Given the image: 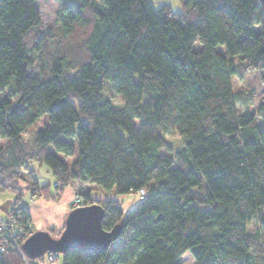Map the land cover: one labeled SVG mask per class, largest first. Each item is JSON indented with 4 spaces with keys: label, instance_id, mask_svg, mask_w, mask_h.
Masks as SVG:
<instances>
[{
    "label": "trees",
    "instance_id": "1",
    "mask_svg": "<svg viewBox=\"0 0 264 264\" xmlns=\"http://www.w3.org/2000/svg\"><path fill=\"white\" fill-rule=\"evenodd\" d=\"M180 2L64 0L43 30L37 0H0V192L15 194L0 264L34 260L21 181L54 200L75 181L145 189L129 211L82 191V204H103L104 229L122 233L102 252L68 249L63 264H179L188 250L195 264H264V98L253 111L255 91L231 83L264 71V6ZM172 128L183 147L166 139ZM33 161L53 183H39Z\"/></svg>",
    "mask_w": 264,
    "mask_h": 264
},
{
    "label": "rangeland",
    "instance_id": "2",
    "mask_svg": "<svg viewBox=\"0 0 264 264\" xmlns=\"http://www.w3.org/2000/svg\"><path fill=\"white\" fill-rule=\"evenodd\" d=\"M64 0H37V5L40 12L41 17V28L46 30L50 26H57L59 23L57 22V12L60 10L61 5ZM155 6H160L164 3H170L173 7L174 11H181V2L180 0H151ZM257 29L260 27L257 26ZM201 47V42L198 40L194 43V48L199 49ZM13 83V81H12ZM231 83L234 90H254V104L250 109L255 111L257 109L258 104L264 98V71H257L256 73H248L244 77L233 75L231 77ZM107 97H109L114 103L120 105L123 102L122 96L114 91V89L108 84L105 83V91ZM5 93L0 92V97H4ZM239 111L244 110V106L242 104H237ZM49 123V115L48 113L43 114L39 119H37L31 126V129L28 133L42 129L46 124ZM165 137L168 142L174 148H181L184 145V138L181 136L177 130L170 129L165 133ZM76 142V140H73ZM5 139L0 136V147L5 143ZM30 166L36 170V176L41 185L46 183H53L54 178L46 165H40V163L33 161ZM23 189L24 194L22 197L21 205L25 202V200L29 197H34L31 192L25 188L24 186L27 184V181H21L19 183ZM79 187V192H75L73 195L72 205L70 209L83 205L82 204V196L81 192L83 191H91L93 199H106V198H116L120 201L124 211H129L139 200L141 194L129 193V194H117L114 191H106L100 185L83 183L81 181H77V185ZM64 192V191H63ZM62 192V193H63ZM62 195V194H61ZM15 200V194L11 191H2L0 192V214L4 217L7 216V211L13 206V202ZM81 203V204H80ZM69 212V211H68ZM67 212V213H68ZM195 257L193 256L191 250L186 251L183 255H181L178 259L179 264H195Z\"/></svg>",
    "mask_w": 264,
    "mask_h": 264
},
{
    "label": "water",
    "instance_id": "3",
    "mask_svg": "<svg viewBox=\"0 0 264 264\" xmlns=\"http://www.w3.org/2000/svg\"><path fill=\"white\" fill-rule=\"evenodd\" d=\"M264 6V0H262ZM103 204L79 205L69 210L60 234L54 236L48 229H36L23 242L22 249L30 258H40L47 252L62 254L70 248L102 252L117 240L123 224L117 223L111 230L103 227Z\"/></svg>",
    "mask_w": 264,
    "mask_h": 264
},
{
    "label": "crops",
    "instance_id": "4",
    "mask_svg": "<svg viewBox=\"0 0 264 264\" xmlns=\"http://www.w3.org/2000/svg\"><path fill=\"white\" fill-rule=\"evenodd\" d=\"M4 143H6V139ZM75 183L77 185V181L73 182L57 200L44 196L29 197L25 200L23 205L30 212L35 229L54 228L58 231L63 229L64 219L72 205L73 195L80 190V186H75ZM32 264H63L62 256L58 254L54 260H49L45 255L35 258Z\"/></svg>",
    "mask_w": 264,
    "mask_h": 264
},
{
    "label": "built area",
    "instance_id": "5",
    "mask_svg": "<svg viewBox=\"0 0 264 264\" xmlns=\"http://www.w3.org/2000/svg\"><path fill=\"white\" fill-rule=\"evenodd\" d=\"M138 193L141 194V196H144L146 191L144 188H140L138 190ZM8 230V223L3 215L0 214V242L4 239V235L7 233ZM0 250H4V247L1 246L0 243ZM49 260H54L56 258L55 253H50L47 255Z\"/></svg>",
    "mask_w": 264,
    "mask_h": 264
},
{
    "label": "bare ground",
    "instance_id": "6",
    "mask_svg": "<svg viewBox=\"0 0 264 264\" xmlns=\"http://www.w3.org/2000/svg\"><path fill=\"white\" fill-rule=\"evenodd\" d=\"M53 253V252H52Z\"/></svg>",
    "mask_w": 264,
    "mask_h": 264
}]
</instances>
